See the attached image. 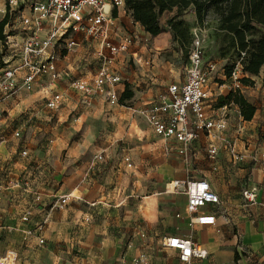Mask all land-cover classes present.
Wrapping results in <instances>:
<instances>
[{"label":"rangeland","instance_id":"1","mask_svg":"<svg viewBox=\"0 0 264 264\" xmlns=\"http://www.w3.org/2000/svg\"><path fill=\"white\" fill-rule=\"evenodd\" d=\"M1 1L6 6V14L10 15V25L5 27V34L17 37L20 42L25 36V31L21 27L22 17L30 14L29 6L32 2L42 0H20L17 9L19 12L16 13L13 11L10 13L9 0ZM176 11V9L170 11L172 16L177 13ZM164 15L165 13L161 16V23L167 28V22L172 16L165 20ZM184 16L186 25L192 28L196 24L192 12H185ZM216 26L217 23L213 19L207 22L204 62L205 65L209 62L217 65V71L211 79L212 85L214 83L230 85L233 79H223V76L227 69L238 63V58L233 50H229L227 42L216 35ZM126 31L139 36L141 44L147 43L149 48L147 47V51H142L141 54L153 60L154 63L149 69L155 67L160 69L162 74L157 82L152 83L145 77L147 68L135 65L128 53L121 56L124 57L120 68L124 85H129L134 92V97L122 105L123 108H110L102 104L97 96L95 107L89 109L88 116L83 117L81 122L77 121L80 112L70 111L76 100L71 83L76 79L91 80L96 73L91 42L77 34L76 39L80 41L82 50L67 55L62 52L61 56L62 59L69 55L61 61L62 79L59 84L63 89L59 90L68 94L72 102L70 107L59 112H49L45 108L43 96L35 88L16 97L22 98L25 102L30 98H39L32 102L28 109L29 103H25L18 112L14 114L10 112L9 117L5 114L0 117V133L8 150V153L0 155V254L6 250H16L19 253L17 264H49L52 261H57L58 264L122 262L114 259V206H123L122 199L128 194L126 187L128 182L142 173H154L152 169L160 162L159 154L164 147L161 138L154 133L147 120L134 110L140 109L141 103L150 99L148 94L151 96L161 90L162 80L175 77L178 80L184 79L189 65V50L181 51L178 43L172 40L168 32L156 37L155 41L146 38L140 28L131 27ZM152 46L160 47L159 51L150 52ZM13 59L18 57L13 56ZM236 67V77L239 79L246 77L242 76L241 68L238 65ZM254 100L253 104L263 111L264 98ZM32 107L35 109H31ZM228 117L236 118L234 115ZM258 123L261 125L258 136L264 143L262 112L256 118L255 125ZM232 124H238V120ZM16 129H20L21 132L19 139L14 136ZM0 148L1 151L3 147ZM22 148H26L27 155L22 154ZM101 149L107 151L99 160L96 156L100 154ZM126 157L132 159L131 169H127L124 163ZM111 168L114 169V190L116 189L114 197L105 195L102 198L92 195L90 203L95 205L80 201V205L73 208L75 215L72 213L67 220L68 229L63 232L69 239L62 241L60 247L48 239L40 245L37 236L24 235L23 231L31 226L30 223L25 224L21 220L24 211H28L33 217L39 206H44L47 211L52 207L56 212L66 210L69 206L59 208L57 205L59 196L57 194L61 185L65 183L67 188L75 189L82 180L83 187L89 192H94L98 188L96 181L100 184L102 175L108 176ZM77 194L78 192L74 193L75 196ZM232 228L233 232L237 233L235 226ZM51 232L56 236L59 234L58 231ZM131 238L133 237H124L122 248L126 249L125 244ZM131 249L135 253L134 256L139 252L156 256L158 251H162V247H152L150 250L140 244L134 245ZM124 264L131 263L126 260Z\"/></svg>","mask_w":264,"mask_h":264},{"label":"crops","instance_id":"2","mask_svg":"<svg viewBox=\"0 0 264 264\" xmlns=\"http://www.w3.org/2000/svg\"><path fill=\"white\" fill-rule=\"evenodd\" d=\"M4 7L5 4L0 0V21L5 17L2 12ZM176 10L178 12V9ZM192 17L196 21L194 13H192ZM183 19L186 20V17L183 16ZM21 27H23L22 24ZM131 27L140 28L144 32V35H146V38L156 41V38H152L146 33L140 24L133 21L125 9L120 10L114 16L112 41L117 42L119 40L118 36L132 34L126 31ZM45 29L47 31L48 28L46 27ZM168 34L171 35L169 32ZM80 35L83 36V34ZM132 35L136 38V42L128 53L130 59L135 65L147 68L145 69L147 72L145 77L148 81L152 83L157 82L161 78L162 71L155 67L152 70L149 69L154 63L153 60L141 54L142 51H147V47L149 48V46L147 43L141 44L139 36ZM16 38H10L9 43L11 44L7 43L8 47L3 46L4 44L2 45L0 41V55L4 54L2 60L5 67H12L18 63V59H13V56L18 55L16 46L21 44L24 36L20 42ZM84 40L91 42L93 60L96 62L95 71H97L98 61L94 56V51L98 46L93 41L86 38ZM78 42L80 43V41ZM159 49L160 47L152 46L149 50L152 52L159 51ZM81 50L80 44L75 53ZM6 52L12 55H7ZM68 56H64L59 61L58 69L60 71L61 61L65 60ZM123 58H120L115 65V69L120 75ZM135 58L140 59L141 62L137 63ZM146 61L149 62L148 65L145 63ZM242 76L249 77L255 82L253 87L242 85L239 89L246 98H250L248 101L253 104L255 98H264L262 76L248 74ZM184 79L178 80L175 77L162 80L161 90L156 91L151 96L148 94L150 99L146 102L153 100L169 83H181ZM223 79H226L225 75ZM35 88L43 96L45 108L49 112L54 113V111H50L46 107V101L49 97L48 89H44L43 85H38ZM57 88L63 89L61 84H58ZM119 89L121 93L124 92V79ZM210 89L212 91V98L206 102L208 114L215 118L226 117L227 128L224 131H214L212 135L199 133L185 156L177 152L176 148H178V145H175V142L166 141L161 138L164 147L162 153L159 154L161 158L160 162L152 169L154 173H142L128 182L126 185L128 194L122 199L123 206H114V259L119 262L122 260L120 264H124L126 260L133 264L132 260L135 257V253L131 248L137 244L147 246V249L150 250L152 247H162V251H158L156 256L149 255L152 264H184L178 260L175 250L163 246V240L171 236L187 237L190 235L196 242L205 247L209 254L207 259L201 261L193 260L190 264H264V245L262 241L264 233V143L260 141L258 136L261 125L260 123L255 125L256 118L259 113H264V110L261 111L255 105L257 111L254 118L251 121H245L240 114L238 106L233 103L224 106L220 105L222 97L228 91L236 90L233 83L230 85L214 83L212 85L210 80ZM22 93L29 92L21 91L12 98L0 103V117L3 114L9 117L10 112L13 114L18 112L20 107L25 103H29L28 109L32 102L39 99L30 98L29 101L25 102L22 98H16ZM97 99L102 104L115 108L109 106L103 98L99 97ZM71 103L69 98L68 102L55 112L69 108ZM96 103L97 100L95 98L90 108L74 104L70 111L80 112L77 121L81 122L83 117L88 116V112L95 107ZM143 104L144 102L141 103V106ZM212 105H214L213 108ZM117 107L123 108L122 105ZM31 109H35V107ZM31 115L34 116L35 114ZM228 115H234L236 118L231 119ZM237 120L238 124H232V122L236 123ZM16 132H19V137L15 136ZM14 136L17 139L21 138L20 129L14 131ZM2 138V134L0 133V146L3 147L0 155L8 153L6 143ZM211 144H215L219 149L213 159L209 158L208 154ZM106 151L107 149H101L98 156H105ZM23 152H26V155L28 154L26 148H22V154ZM127 169L131 168L127 167ZM189 180H206L212 190L219 196L221 202L219 205H208L204 209L208 216L214 217L215 223L213 225H193L191 223L192 215L187 210V196L184 192L172 189L171 183ZM96 185L98 188L94 192H89L86 187L84 188L82 180L75 189L67 188L65 183L61 185L59 194H57L59 195L57 201L64 196H70L71 199L66 205L69 207L61 212H56L53 207L47 211L44 209V206H39L37 213L33 217L30 214L27 222H24L22 219L28 213V211H24L21 216L22 222L31 224L27 230L23 231L24 235H27L26 237L37 236L39 244L41 240H43L44 244L45 239H48L54 245L56 244L60 247L62 241L69 239V237L67 238V236L63 235V232L65 229H68L69 223L67 220L70 215L75 213L73 208L79 206L81 202L91 204L92 195L102 198L105 195L114 197L116 192V189L114 190V169L111 168L108 176L103 174L100 184H97L96 181ZM249 189H255L257 193L256 202L253 204L247 202L243 196V192ZM75 192H78L76 196L74 195ZM54 197L57 196L54 195ZM51 203L52 201L50 200L49 204ZM59 214L60 217H58ZM87 219L85 218V220ZM233 226H235V232L237 231V233L233 232ZM51 231H58L59 234L56 236ZM125 236L128 238L133 237L125 244V247L130 242L133 244L131 248L126 247L127 250L122 248ZM10 250H6V252ZM6 252L0 254V256H3ZM49 264H58V262L52 261Z\"/></svg>","mask_w":264,"mask_h":264},{"label":"built area","instance_id":"3","mask_svg":"<svg viewBox=\"0 0 264 264\" xmlns=\"http://www.w3.org/2000/svg\"><path fill=\"white\" fill-rule=\"evenodd\" d=\"M19 1L9 0L10 13L19 12ZM29 9L30 14L22 17L25 36L21 44L16 46L18 63L12 67L0 65V103L21 91L29 92L36 86L43 85L49 91L46 107L54 112L62 108L69 97L66 92L57 88L62 79L58 63L62 52L67 55L78 50L80 43L76 35L83 34L84 38L98 46L94 51L98 68L91 80L76 79L71 83L76 94V106L90 108L97 96L103 98L111 107L121 106L120 97L123 92L121 93L119 86L123 84V79L115 65L121 56L129 53L136 38L132 34H126L118 36L119 40L113 42L111 35L114 13L125 9V0H42L32 2ZM2 12L6 15V6ZM192 34L189 65L184 81L169 83L153 100L134 110L147 120L158 137L175 142L178 145L177 152L184 156L199 133L212 135L214 131H224L227 128L226 117L215 118L207 111L206 102L212 98L210 80L217 71L216 63L209 62L205 65L204 62L207 23L203 26L196 25ZM10 38L11 36H7L5 45ZM135 61L141 62L136 58ZM145 63L149 64L148 61ZM236 74L237 68L231 79L234 88L240 89L242 84ZM15 136L19 137V132ZM218 151V147L211 144L208 149L209 158L213 159ZM97 158L102 159L101 156ZM124 162L128 168H132L130 158L126 157ZM171 184L172 189L184 192L187 196V210L192 215L193 225L215 223L214 217L208 216L204 209L208 205H219L221 202L206 180L175 181ZM243 196L251 204L256 202L255 189L246 190ZM70 199V196H64L57 201V205L64 208ZM29 217L28 212L22 219L27 222ZM262 241L264 245V233ZM40 244H43V240ZM132 245L130 242L127 248ZM163 246L175 250L178 260L184 264H190L193 260H205L209 256L206 248L191 235L165 238ZM18 257L16 251H7L0 256V264H17ZM132 263L152 264L150 256L145 252L136 255Z\"/></svg>","mask_w":264,"mask_h":264},{"label":"trees","instance_id":"4","mask_svg":"<svg viewBox=\"0 0 264 264\" xmlns=\"http://www.w3.org/2000/svg\"><path fill=\"white\" fill-rule=\"evenodd\" d=\"M173 9H178V12L167 22V28H164L161 16L165 12L164 19H169ZM125 10L152 38L169 32L181 51H190L193 41L192 29L213 19L217 23L216 35L227 42L229 50H233L238 58V63L226 70V78L231 79L238 65L243 75L262 76L264 88V0H125ZM185 12H192L196 17V24L192 28H189L183 19ZM8 25L10 15L6 14L0 21V41L4 46L7 36H10L5 34V27ZM256 34L259 36L255 37ZM3 56L4 54L0 55L1 66L5 65ZM239 82L243 86L251 87L255 83L249 77H243ZM133 97L134 92L126 85L120 97L121 105ZM230 103L239 107L245 121L254 118L256 106L251 104L239 89L228 91L222 97L220 105Z\"/></svg>","mask_w":264,"mask_h":264}]
</instances>
